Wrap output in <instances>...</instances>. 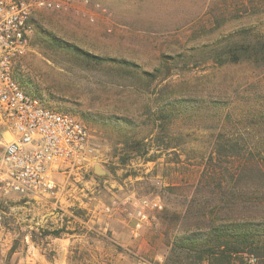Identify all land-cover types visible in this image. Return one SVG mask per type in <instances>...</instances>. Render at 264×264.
Here are the masks:
<instances>
[{"label":"rangeland","instance_id":"rangeland-1","mask_svg":"<svg viewBox=\"0 0 264 264\" xmlns=\"http://www.w3.org/2000/svg\"><path fill=\"white\" fill-rule=\"evenodd\" d=\"M77 1L35 16L16 67L26 91L89 129L88 165L58 177L67 217L51 224L69 228L66 246L47 247L58 230L33 226L51 204L0 195V264H198L176 242L225 216L218 185L242 177L243 160L229 154L264 160V64L217 61L246 36L264 39V0ZM250 198L246 216L264 227V202ZM144 201L162 209L147 208L135 237L128 212Z\"/></svg>","mask_w":264,"mask_h":264},{"label":"built area","instance_id":"built-area-1","mask_svg":"<svg viewBox=\"0 0 264 264\" xmlns=\"http://www.w3.org/2000/svg\"><path fill=\"white\" fill-rule=\"evenodd\" d=\"M77 3L0 0V195L14 194L49 203L53 214L60 218L64 210L58 177L88 165L89 129L72 115L26 91L16 76V67L30 49L35 16L78 10ZM81 3L90 6L89 0ZM151 206L162 209L157 202L144 201L136 211H127L128 217L134 219L135 237L149 222L146 210Z\"/></svg>","mask_w":264,"mask_h":264},{"label":"trees","instance_id":"trees-1","mask_svg":"<svg viewBox=\"0 0 264 264\" xmlns=\"http://www.w3.org/2000/svg\"><path fill=\"white\" fill-rule=\"evenodd\" d=\"M217 61L221 65L238 64L242 61L264 64V39L246 36L241 41L228 45L224 52L218 55ZM228 157L229 159L238 157L243 161L238 167L240 169L238 175L242 173L239 182L238 180L231 182L224 176L225 183L221 182L218 185L222 193L221 201L226 202L225 207L222 208L226 211L225 216L220 223H217L214 217L211 218L212 216L206 219L208 215L203 212L202 218L206 221L203 220L193 226L192 236L183 238L180 242H176V245L181 251H185L187 258L191 257L189 256L191 254L194 255L198 259V264L206 262L208 264H250L245 260L246 256L254 258L255 264H264V227L254 225L256 218L246 216L245 211L246 201L250 200V197L264 202L263 154L258 153L256 156L253 153L248 154L241 151L238 154H229ZM217 171L216 168L209 171L210 175H214L211 179H216ZM248 172H256L258 181H242ZM223 173L229 174V170ZM210 205L212 209L218 207L217 203H210ZM234 212L237 213L234 214ZM205 230L207 234H201L202 236L198 237L197 231ZM63 231L58 230L52 232L51 235L58 237Z\"/></svg>","mask_w":264,"mask_h":264},{"label":"crops","instance_id":"crops-1","mask_svg":"<svg viewBox=\"0 0 264 264\" xmlns=\"http://www.w3.org/2000/svg\"><path fill=\"white\" fill-rule=\"evenodd\" d=\"M52 209H53L52 206L47 205V209H45L43 215L40 216L41 221L33 224V226L36 227L35 230H39L40 228L48 229V230H64V229L67 230V229H69L68 227L66 228V226H64L63 222L56 224L54 226H53V224H51V223H55V222H53V218H58L57 215L53 214ZM66 212L63 214L64 217H67ZM58 220H62V218H59ZM30 229H33V228L30 227ZM63 234H65V235H63ZM65 236H66V233L62 232L60 237H54V240L47 242L46 246L57 248V247H60V245H64V247H65L66 246L65 242L67 241L66 239H64ZM47 238H51V235H47ZM26 243L28 245V248H30V249L31 248H33V249L39 248V246L36 244V242L31 240L29 235L26 236ZM44 245H45V243H44ZM61 257H62V255H61Z\"/></svg>","mask_w":264,"mask_h":264},{"label":"water","instance_id":"water-1","mask_svg":"<svg viewBox=\"0 0 264 264\" xmlns=\"http://www.w3.org/2000/svg\"><path fill=\"white\" fill-rule=\"evenodd\" d=\"M95 173L97 175H103L105 174L106 172L101 168V166H95Z\"/></svg>","mask_w":264,"mask_h":264}]
</instances>
